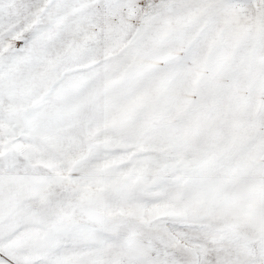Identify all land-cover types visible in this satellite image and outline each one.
I'll return each instance as SVG.
<instances>
[{
	"label": "snow or ice",
	"instance_id": "snow-or-ice-1",
	"mask_svg": "<svg viewBox=\"0 0 264 264\" xmlns=\"http://www.w3.org/2000/svg\"><path fill=\"white\" fill-rule=\"evenodd\" d=\"M0 264H264V0H0Z\"/></svg>",
	"mask_w": 264,
	"mask_h": 264
}]
</instances>
